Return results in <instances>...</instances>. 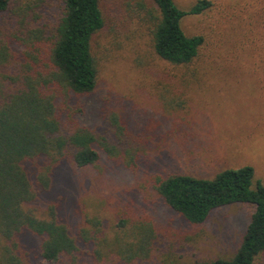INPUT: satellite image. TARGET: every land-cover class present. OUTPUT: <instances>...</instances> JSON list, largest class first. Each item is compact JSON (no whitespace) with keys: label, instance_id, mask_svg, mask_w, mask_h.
Returning a JSON list of instances; mask_svg holds the SVG:
<instances>
[{"label":"rangeland","instance_id":"rangeland-1","mask_svg":"<svg viewBox=\"0 0 264 264\" xmlns=\"http://www.w3.org/2000/svg\"><path fill=\"white\" fill-rule=\"evenodd\" d=\"M174 1L186 11L197 0ZM211 1L206 12L182 18L188 35L205 38L195 62L183 66L153 48L146 10L151 0H100L105 26L93 39L98 85L91 95L79 97L83 113L75 118L100 132L106 114L115 110L146 152L134 168L109 159L102 149L101 170L64 163L38 206L59 202V213L74 233L81 226L95 230L90 220H100L103 264H129L117 261L105 240L119 236L136 242L146 225L155 231L153 254L130 264L229 259L242 243L253 205L222 206L193 224L156 189L159 177L213 178L226 168L248 165L255 171L252 188L264 185V0ZM25 8L28 20L51 29L64 2L13 0L0 12V46L17 54L24 49L19 36ZM254 264H264V253Z\"/></svg>","mask_w":264,"mask_h":264},{"label":"trees","instance_id":"trees-1","mask_svg":"<svg viewBox=\"0 0 264 264\" xmlns=\"http://www.w3.org/2000/svg\"><path fill=\"white\" fill-rule=\"evenodd\" d=\"M13 0H0V12ZM147 7L155 52L173 65L189 66L199 56L203 35H188L182 18L213 6L197 0L181 10L174 0H151ZM59 21L51 29L35 25L25 15L20 23L19 54L0 46V264H103L100 220L95 230L81 226L73 232L59 213L60 203L38 206L55 184L56 170L69 161L77 167L101 170L100 150L108 158L134 168L146 147L128 131L121 114L108 112L104 127L95 132L79 124V97L91 95L99 80L93 39L105 26L100 0H63ZM21 12V11H20ZM252 166L224 169L213 178L191 174L159 177L158 193L189 222L201 224L212 210L233 203L254 206L251 221L232 258L192 264H254L264 253V185L252 188ZM137 241L116 236L109 244L117 261L150 258L155 231L151 225ZM36 239L34 242L33 239ZM92 245V247H91Z\"/></svg>","mask_w":264,"mask_h":264}]
</instances>
